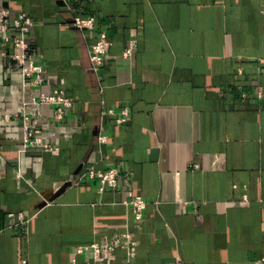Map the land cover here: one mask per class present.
Returning <instances> with one entry per match:
<instances>
[{
	"label": "crops",
	"instance_id": "crops-1",
	"mask_svg": "<svg viewBox=\"0 0 264 264\" xmlns=\"http://www.w3.org/2000/svg\"><path fill=\"white\" fill-rule=\"evenodd\" d=\"M5 1L36 24V90L62 89L72 106L64 133L40 121L58 152H21L7 88L21 86L19 65L0 62V264H87V246L125 230L136 264H264V0ZM101 32L112 45L94 70ZM92 168H117L120 185L100 191ZM135 196L141 221L123 203ZM127 261L118 248L111 264Z\"/></svg>",
	"mask_w": 264,
	"mask_h": 264
},
{
	"label": "built area",
	"instance_id": "built-area-1",
	"mask_svg": "<svg viewBox=\"0 0 264 264\" xmlns=\"http://www.w3.org/2000/svg\"><path fill=\"white\" fill-rule=\"evenodd\" d=\"M71 24L81 30H91L96 25V19L93 16H75ZM35 25L25 11H15L9 2L0 0V62L10 59L17 63L22 80L20 87L14 84L7 86L16 91L19 97V113L15 116L20 117L21 125L25 130V141L21 152L32 147H42L46 152L56 153L58 148L44 142L43 136L48 128L40 121L47 120L49 125L58 127L59 133H64V130L71 126L68 111L72 106V100L62 89H55L50 93L36 90L37 87L45 84V64L37 46ZM111 45L112 41L108 34L101 32L90 48L89 56L94 70H98L103 64ZM134 49L133 41L124 53L125 58H131ZM44 105L50 107L52 115H43L41 109ZM122 113L123 117L119 119V122H125L127 119V111L124 110ZM74 124L76 128L84 127L83 118L78 117ZM95 134L100 143L107 141L108 137L101 129H98ZM50 135V138H55L57 134ZM89 176L100 180V191H103L106 186L117 187L121 183L120 171L117 168L106 171L92 168ZM123 203L133 209L137 221L143 219L146 201L141 196L129 198ZM137 246L138 242L134 233L125 230L112 238H105L102 242L87 246L83 252L89 259L87 264H111L115 251L122 248L126 250L128 256L127 264H136L134 259Z\"/></svg>",
	"mask_w": 264,
	"mask_h": 264
}]
</instances>
